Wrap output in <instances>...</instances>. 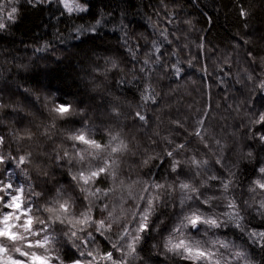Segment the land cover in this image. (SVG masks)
<instances>
[{
  "label": "clouds",
  "instance_id": "9594fccd",
  "mask_svg": "<svg viewBox=\"0 0 264 264\" xmlns=\"http://www.w3.org/2000/svg\"><path fill=\"white\" fill-rule=\"evenodd\" d=\"M109 79L106 68L91 66L77 92L63 100H49L47 104L41 99L34 107L28 103L20 112L26 121L24 126L19 131L15 125L8 128L0 152L5 158L15 153L13 163L22 180L15 186L22 187V196L12 194L18 195L23 207L31 211L18 220L12 217L0 225L5 231L11 228L19 237L15 244L8 240L0 243L10 250L19 246L30 255H51L60 259H64L65 251L70 249L85 254L80 257L84 264H89L87 253L92 252L95 259L91 264L98 261L105 264L107 258L101 253L113 249L105 248L97 236L128 253L129 239L136 237L139 212L143 211L138 206L143 205L152 209L149 219L152 230L145 231L136 242L135 256L121 255L117 251L116 259L126 260L127 264H151L140 251L145 239L150 237L151 251L162 257L161 264H233L237 250L221 247L220 239L212 231L228 226L204 222L193 226L188 217L195 212L205 220L209 216L217 221L226 220L222 214L229 210L221 209L232 197L240 202L243 213H258L254 205L264 203V191L253 181L264 182V177L258 171L242 191L238 189L235 176L225 177L231 182L228 189H224L223 180L215 185L210 183V178L216 174L217 157L224 158L222 151L212 145L206 152H196L193 149L199 141H195L169 159L165 175L155 179L151 169L156 161L164 163L163 144L161 148L148 147L149 141L141 135L142 129L132 125L130 119L122 116L117 120L112 116L115 95L110 91ZM33 95L42 94L34 91ZM53 95L58 97L59 94ZM58 101L70 104V111L64 114L52 111ZM81 135L96 143L77 140ZM20 155L26 157L23 165H19ZM193 156L198 163H194ZM173 160L179 162L177 172L172 171ZM179 166L186 175L178 176ZM224 166L225 171L235 173L233 168L238 165L226 163L224 158ZM156 184L161 187L155 188ZM149 199L153 200L151 206L147 204ZM204 201L207 206L202 208ZM2 208L0 205V211ZM14 220L15 226H12ZM125 225H130L128 235L121 238ZM177 227L178 230H174ZM26 241L32 246L24 247ZM37 241L41 243L36 244ZM186 248H199L209 255L187 253ZM53 262L58 264L56 260ZM31 264L42 262L33 258Z\"/></svg>",
  "mask_w": 264,
  "mask_h": 264
},
{
  "label": "trees",
  "instance_id": "16d2710c",
  "mask_svg": "<svg viewBox=\"0 0 264 264\" xmlns=\"http://www.w3.org/2000/svg\"><path fill=\"white\" fill-rule=\"evenodd\" d=\"M84 4L88 6L87 12L73 13L71 16L67 13L62 15V6L54 0L37 7L18 5L17 20L9 23V27L0 32V87L7 84L12 92L16 93L11 96L6 93L3 102L26 107L28 103L22 95L24 88L34 89L42 95L46 93L52 96L57 93L59 95L56 98L63 100L79 90L80 82L91 66L107 69L109 88L115 97H119L121 101H138L137 89L143 86L144 81L133 79L134 75H141L138 71L133 73L128 70L134 65L139 68L145 53L152 47L153 40L158 41V46L163 42V37L158 31H154V28L174 30L175 34L181 37V45L189 44V48L179 53L180 63L186 74L179 81L173 75L171 80L161 81L162 86H157L158 92L166 93L170 88H175L177 82L180 84L178 91L162 97V103L171 107L165 110L162 117L161 133L163 135L169 132V119L183 121L184 117H188L187 124L191 128L196 117L203 115L207 110L208 116L205 119L211 125L212 132L227 146L222 151L225 162L238 165L233 171L238 189L242 191L252 178L258 175L259 166L264 164V147L248 139L250 130L242 126L247 124L243 115L247 109L241 101L248 98L249 89L255 85L246 80L244 85L236 83L237 73L243 76L244 68L254 70L257 75L264 71L261 67L264 63V0H240V3L236 0H164L163 4L161 0H84ZM241 4L249 10L247 18L239 15ZM165 5L168 12L175 13L170 23L165 13ZM97 19L103 20L98 33L81 37L83 43L75 39L76 26H88ZM245 24L248 27H245ZM58 36L66 43L61 44ZM202 36L206 38V47L214 54L207 58L201 55L198 60L193 61L192 67H188V61L199 52L197 45ZM122 37L124 39H121ZM169 39L173 37L169 36ZM245 40L249 43L245 44ZM47 41L55 44L56 55L60 56V61L36 60L33 63L36 56L44 55L34 53V48ZM237 44L240 45L238 49L235 47ZM137 45L141 46L138 52L139 60H133L127 52V47L135 50ZM163 48L165 59L174 63V59L168 55L172 49L168 48L166 43ZM249 50L256 56L254 65H250V62L238 55ZM156 55L158 54L153 52V57ZM226 58L231 62L230 68L225 63ZM111 59L117 61L116 69L111 68L110 62L106 63ZM205 64L211 74L210 78L202 71ZM17 65L22 67L18 69ZM218 65L223 67V71ZM229 71L231 75L226 74ZM120 80L124 83H117ZM16 85H20L19 92ZM251 95L264 96V93L253 92ZM230 105L232 107H229ZM237 105H240L239 112L236 110ZM149 115L155 113L150 112ZM0 118L5 121L0 124V132L4 136L8 135L10 126L15 125L19 131L26 123L20 112L11 110L0 112ZM183 136L181 130L177 139L182 140ZM213 146L216 148L214 142ZM199 147L201 152L207 151L202 145ZM249 150L254 152L252 158L244 155ZM166 164L154 162L151 174L155 179L159 180L165 175ZM217 170L219 166H216ZM225 209L231 211L226 205L221 211ZM243 224L258 231L264 230V219L258 213H244ZM217 232L218 238H232L244 245L250 259L257 264H264V250L259 243H251L246 233H241L231 224ZM151 243L150 237L145 239L140 249L141 254L149 259L151 264H161L162 257L152 253Z\"/></svg>",
  "mask_w": 264,
  "mask_h": 264
},
{
  "label": "snow or ice",
  "instance_id": "6c2138e0",
  "mask_svg": "<svg viewBox=\"0 0 264 264\" xmlns=\"http://www.w3.org/2000/svg\"><path fill=\"white\" fill-rule=\"evenodd\" d=\"M9 3L15 5L26 4L32 7H37L39 5L45 3H51L53 0H8ZM55 3L62 6V12L67 13L71 16L73 13H84L88 11V6L85 4H81L78 0H54ZM164 0H161L163 4ZM237 3H240V0H236ZM5 8L6 3L5 0H0V32L5 31L9 24L7 22H14L17 20V16L19 14V7L18 6H11L7 11L5 16ZM165 13L169 17V23L171 22V17L175 15L174 12H168L167 6L165 5ZM239 15L241 17L247 18L249 16V10L245 8L242 4L239 8ZM103 20L97 19L95 23L85 26L79 25L76 26L74 31L76 32L75 39L81 40V37H88L89 33H98L99 26L102 25ZM186 23H191L190 21H186ZM245 27H248L245 24ZM154 31H158L159 35L163 37V42L159 43L158 41L153 40L151 42L152 47L145 53V58L142 61V64L137 68L135 65L130 68L128 71L130 72H139L140 76H133V79H141L144 81V84L141 88H138L137 91L139 92V100L138 101H121L119 97H115L113 104L114 107L112 109V116L119 120L120 117H125L130 119V122L134 126H138L142 129L141 134L145 135L149 141L148 147H155L161 148L163 144V148L161 150L164 153V163H168L169 159L178 155L181 149H185L186 147L193 145L195 141H199L196 144L195 148L193 149L196 152H200L201 148L199 145L203 146V149H209L212 147L213 142L216 145V148L220 151H223L227 146L221 143V140L216 138L215 134L211 130V125L208 124L207 120L205 119L208 116L207 110L203 113V115L197 116L194 120V126L189 128L187 121L188 117H184V120L181 121L180 119H169V127L170 130L167 134L161 133V126L163 124V115L166 109H170V105L162 103L163 96H169L172 92H176L180 88L179 82H177L175 88H170L169 92H158L157 86H162L161 81L164 80H171L172 76L174 75L177 77V81L182 80L183 76L186 74L183 67L180 63L179 53L184 49L189 48V44L185 43L181 45V37L175 34L174 30H170L168 28L162 29H155ZM127 33H125V37ZM169 36H172L173 39H169ZM147 40L146 37H143ZM61 44H65L66 41L57 37ZM121 39H124L122 37ZM205 37H201L200 43L197 45L199 52L197 56L193 57L188 61V67H192L193 61L198 60L201 55L205 58L209 57L210 54H214L210 48H207L205 45ZM83 43V41L81 40ZM166 43L168 48L172 49L168 53L169 57L174 59V63L170 62L169 60L165 59V50L163 48V44ZM245 44L249 43V41L245 40ZM173 45L175 47L173 48ZM237 49L240 47L239 44L235 46ZM141 50V46L137 45L136 49L133 50L131 47H127L128 54L132 57L133 60H139L138 52ZM153 52L157 53L155 57H153ZM34 53H43L44 55L36 56V59L32 62L35 63L36 60H50L55 59L57 62L60 61V56L56 55L57 49L55 44L51 41H47L42 45H38L34 48ZM0 54H2V50H0ZM245 61L250 62V65L256 64V56L253 51L249 50L244 53H238ZM264 61V58H262ZM111 63V68L116 69L118 67V63L115 59H111L110 61H106V63ZM225 63L228 64L229 68L231 67V62L225 59ZM22 67L21 65H17L19 69ZM26 67V66H25ZM261 67L264 68V63L261 64ZM218 68L223 71V67L218 65ZM202 71L210 78L211 74L208 71L207 64L204 65ZM243 76H240L237 73L238 79L236 83L244 85L245 80L254 84L255 87L249 89V96L247 99L241 101V104L247 109L243 115L247 120V124H242L243 127L250 130V134L248 139L254 140L258 142V144L264 147V96H253L251 93L255 92L257 94L264 93V71L260 74H255L254 70L250 71L249 68H244ZM44 74V73H41ZM227 75H231V72H227ZM156 77L154 80L153 78ZM223 80V77H221ZM131 83V81H128ZM117 83H124L123 80L117 81ZM17 92L20 90V85H16ZM34 89L24 88L22 95L24 96L25 102L35 104L39 102L41 99L45 101L47 104L49 100H56V96L52 95L49 96L48 94L43 95H33ZM8 93L10 96L15 95L16 93L12 92L11 88L5 84L3 87H0V112H7L11 110L13 112H21L22 108L20 105H13L11 103L5 104L3 102V98L5 94ZM259 103V107H257ZM229 107H232L231 105ZM191 108V105H189ZM71 105L68 104L66 101H58L52 111L64 114L70 111ZM236 110L240 111V105H237ZM150 112H154L155 115H149ZM199 112V109H197ZM3 119L0 118V124H2ZM258 126V127H257ZM151 129V133L149 134V130ZM181 130L184 133L183 139L179 140L177 137L181 135ZM175 133V135H173ZM30 138V136L28 137ZM116 137H113L115 139ZM77 140H82L89 144L96 143L95 141L86 140L83 135L77 136ZM6 137L4 135H0V147L5 145ZM173 144L175 145L173 147ZM100 145L97 144V147ZM126 147V145H124ZM147 150V149H146ZM65 155H67L65 153ZM247 158H251L254 155V152L249 150L244 154ZM15 154L9 155L7 158L4 157L3 153L0 152V165H3L0 168V172L6 171V165L10 162L13 163V157ZM26 157L24 155H20L18 157L19 165H23ZM155 160V157H153ZM194 163H198L196 161V157L193 156ZM208 161H205V165H207ZM179 162L176 160L172 161V171L177 172ZM215 164L219 166V170L216 171V174L210 178V183H220L223 180V187L224 189H228L230 185V181L225 179L227 176H235V173H231L230 171H225L224 166V158L218 156ZM103 171V170H101ZM259 173L261 177H264V166L259 168ZM178 176L186 175L183 171V167L179 166ZM11 175H9L8 182L0 180V205H3L2 211H0V225L4 223L5 220L11 219L15 217L18 220L23 214L26 212L30 213L31 209H25L23 207L22 199L18 200V195H13V192L22 196V187H16L11 182ZM199 175V172L196 173ZM83 177V173H81ZM253 183L258 187L260 190L264 191V182H261L260 179L253 181ZM181 187H187L186 184H181ZM155 188H160L159 184L154 185ZM147 188H145V193H147ZM249 191H253V189H249ZM143 199V197H141ZM31 203V201L29 202ZM181 206H183V201L180 202ZM147 204L151 206L153 204V200L149 199ZM207 202L204 201L201 204V207H206ZM258 209V214L264 219V203L254 205ZM139 208H143V211L139 212V219L140 222L138 227L135 228L137 233L135 238H130L128 242V253H125L123 249H119L117 246H111L113 250L102 252L101 255L106 257L105 264H127L126 260H118L116 259V252L119 251L121 255H133L135 256L137 252L136 242L141 238L142 234L145 231H151V225L149 223L150 216L152 214L151 207L145 208L143 205L138 206ZM228 209L227 213L222 215L226 216V220L217 221L214 216H209L206 220L204 217L200 216L198 213H192L188 219L193 226L197 222H204L209 223L212 226H217L219 223H224L225 226L234 225L235 228L239 229L241 233H246L253 244L259 243L262 250H264V230H256L255 228H248L245 227L243 224L244 221V213L241 209L240 202L236 201L235 197H232L229 203L226 205ZM136 217L134 215L133 222H135ZM12 226H15V220L12 222ZM130 225H125L124 230L121 232V238L128 235V229ZM174 230H178L174 229ZM19 237L15 235L11 228L8 231H5L3 227H0V241L8 240L9 242L15 244ZM40 241H37L36 244H40ZM87 243L86 241L84 242ZM215 243V242H214ZM219 244L223 248L231 247L226 241L220 240ZM32 243L30 241H26L24 247H31ZM185 251L187 253L196 252L198 255L208 256L207 252H204L202 249H188L186 248ZM84 253H79V256L76 259L72 258H64L60 259L59 257L49 256H39L35 253L29 254L28 252L24 251L22 247H15L14 249H9L3 243H0V264H31V260L34 258L38 261H41L42 264H52L53 260L58 261V264H84V261L80 258L83 257ZM89 257V264H91V260L95 259V254L92 252L87 253ZM235 256L238 260H244L245 264H257L256 261L250 259L248 255L242 251L237 250ZM139 259V257H136ZM99 264V261L97 262Z\"/></svg>",
  "mask_w": 264,
  "mask_h": 264
},
{
  "label": "rangeland",
  "instance_id": "374dc122",
  "mask_svg": "<svg viewBox=\"0 0 264 264\" xmlns=\"http://www.w3.org/2000/svg\"><path fill=\"white\" fill-rule=\"evenodd\" d=\"M78 2L81 3V4H84V0H78ZM5 3H6L5 16H6L7 11L9 10V8L11 6H18V5L9 3L8 0H5ZM75 14H80V13H75ZM7 23L9 24L11 22H7ZM0 135H3V133L0 132ZM5 167H6L7 170L3 171V172H0V180L8 182L9 175L12 174L11 175V182L14 185L22 182L21 176L19 175V170L15 168L14 163L10 162ZM214 233H215V237L218 238L216 236V233H218V232L216 231ZM97 238L101 241V243L104 245L105 248L111 249V245L106 240H104L102 237H99V236H97ZM218 239L226 241L232 248H234L236 250L244 251L248 255V257L250 258L249 253L247 251V248L244 245L240 244L239 242L234 241L232 238H226V237H224V238L223 237H219ZM78 256H79V253L75 252L74 250H70L69 249V250L65 251V258H75V257H78ZM53 264H55V262H53ZM233 264H243V260H238L237 259L236 261H233Z\"/></svg>",
  "mask_w": 264,
  "mask_h": 264
}]
</instances>
